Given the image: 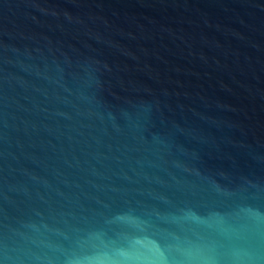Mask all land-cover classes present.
I'll return each instance as SVG.
<instances>
[{
  "label": "water",
  "instance_id": "water-1",
  "mask_svg": "<svg viewBox=\"0 0 264 264\" xmlns=\"http://www.w3.org/2000/svg\"><path fill=\"white\" fill-rule=\"evenodd\" d=\"M0 264H264V0H0Z\"/></svg>",
  "mask_w": 264,
  "mask_h": 264
}]
</instances>
